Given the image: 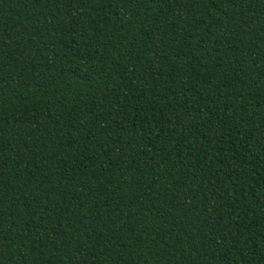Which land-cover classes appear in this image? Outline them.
<instances>
[{"label":"trees","instance_id":"obj_1","mask_svg":"<svg viewBox=\"0 0 264 264\" xmlns=\"http://www.w3.org/2000/svg\"><path fill=\"white\" fill-rule=\"evenodd\" d=\"M0 264H264V0H0Z\"/></svg>","mask_w":264,"mask_h":264}]
</instances>
